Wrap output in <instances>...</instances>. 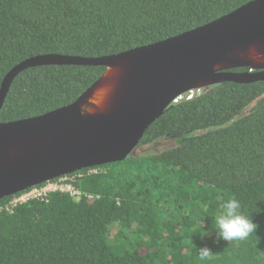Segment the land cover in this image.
<instances>
[{"label": "trees", "instance_id": "trees-1", "mask_svg": "<svg viewBox=\"0 0 264 264\" xmlns=\"http://www.w3.org/2000/svg\"><path fill=\"white\" fill-rule=\"evenodd\" d=\"M250 1L0 0V87L32 57L119 54L204 26ZM104 71L25 69L10 85L0 123L69 105ZM140 149L77 173L79 196L55 191L4 209L47 182L1 199L0 264H264V82H222L180 96L148 127ZM231 197L257 225L245 240L223 241L213 231L214 216ZM202 219L209 231L203 237ZM205 246L212 255L200 261L197 250Z\"/></svg>", "mask_w": 264, "mask_h": 264}, {"label": "water", "instance_id": "water-1", "mask_svg": "<svg viewBox=\"0 0 264 264\" xmlns=\"http://www.w3.org/2000/svg\"><path fill=\"white\" fill-rule=\"evenodd\" d=\"M54 65L103 66L105 71L67 106L0 123V200L128 159L148 127L188 92L222 82H264V0L250 1L204 26L119 54L27 59L4 77L0 108L19 73Z\"/></svg>", "mask_w": 264, "mask_h": 264}, {"label": "clouds", "instance_id": "clouds-1", "mask_svg": "<svg viewBox=\"0 0 264 264\" xmlns=\"http://www.w3.org/2000/svg\"><path fill=\"white\" fill-rule=\"evenodd\" d=\"M213 219V231L216 237L223 241L245 240L255 233L257 228V225L252 221L251 217L244 214L241 202L235 197L223 201L220 210ZM201 229L202 234L199 233L201 237L208 234L209 231L204 229L203 219ZM197 255L200 261H205L212 255V251L206 246L201 247L197 250Z\"/></svg>", "mask_w": 264, "mask_h": 264}, {"label": "built area", "instance_id": "built-area-1", "mask_svg": "<svg viewBox=\"0 0 264 264\" xmlns=\"http://www.w3.org/2000/svg\"><path fill=\"white\" fill-rule=\"evenodd\" d=\"M96 172V170L92 169L89 170L88 174ZM77 173L79 172L60 177L55 182H48L40 188H32L29 191L14 197L6 206H4V209L10 211L13 207L18 204H22L31 199L44 198L48 193L55 191L69 193L73 197L79 196L78 191H76L73 186V182H75V179L80 176V174ZM2 209L3 207H0V212L2 211Z\"/></svg>", "mask_w": 264, "mask_h": 264}, {"label": "rangeland", "instance_id": "rangeland-1", "mask_svg": "<svg viewBox=\"0 0 264 264\" xmlns=\"http://www.w3.org/2000/svg\"><path fill=\"white\" fill-rule=\"evenodd\" d=\"M161 145L162 144H160V147H161ZM144 151V149H140V150H138V151H135V153H140V152H143ZM146 151H149L148 149H146Z\"/></svg>", "mask_w": 264, "mask_h": 264}]
</instances>
